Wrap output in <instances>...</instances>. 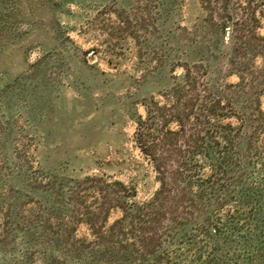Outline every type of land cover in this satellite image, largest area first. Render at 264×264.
I'll list each match as a JSON object with an SVG mask.
<instances>
[{
    "label": "rangeland",
    "instance_id": "rangeland-1",
    "mask_svg": "<svg viewBox=\"0 0 264 264\" xmlns=\"http://www.w3.org/2000/svg\"><path fill=\"white\" fill-rule=\"evenodd\" d=\"M0 264H264V0H0Z\"/></svg>",
    "mask_w": 264,
    "mask_h": 264
}]
</instances>
